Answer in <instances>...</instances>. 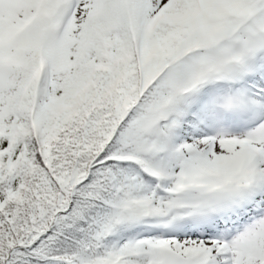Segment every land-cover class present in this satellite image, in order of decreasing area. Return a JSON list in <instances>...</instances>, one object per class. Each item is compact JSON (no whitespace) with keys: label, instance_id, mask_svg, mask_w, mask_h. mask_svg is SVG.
Returning <instances> with one entry per match:
<instances>
[{"label":"snow or ice","instance_id":"6c2138e0","mask_svg":"<svg viewBox=\"0 0 264 264\" xmlns=\"http://www.w3.org/2000/svg\"><path fill=\"white\" fill-rule=\"evenodd\" d=\"M0 264H264V0H0Z\"/></svg>","mask_w":264,"mask_h":264}]
</instances>
